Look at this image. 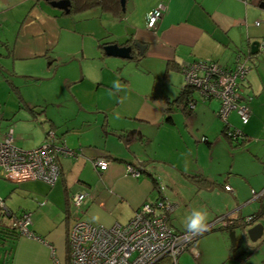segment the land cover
Instances as JSON below:
<instances>
[{
    "label": "crops",
    "instance_id": "0c3cea01",
    "mask_svg": "<svg viewBox=\"0 0 264 264\" xmlns=\"http://www.w3.org/2000/svg\"><path fill=\"white\" fill-rule=\"evenodd\" d=\"M158 4L167 8L156 26L148 28V12ZM107 14L106 19L107 15L87 17L77 24L70 12L52 7L49 0H0L2 77L48 76L55 67L92 54L86 46L90 43L100 56L97 73L89 78L95 98L79 90L75 94L78 104L97 111L96 126L67 121L60 128L49 121L45 110L28 106L45 117L39 143L24 148L20 143L27 140L22 139L15 145L35 148L52 128L56 144L73 154L58 153L60 175L53 184L38 179L13 183L0 177L18 186L0 182V198L12 212L30 213L29 230L34 235L15 238L13 246L3 250L0 264H60V259L67 264V232L76 218L107 227L125 224L145 201L159 197L173 205L170 223L178 231L196 228L224 212L234 220L233 227H215L198 238L196 253H182L179 264H264L263 254L252 262L254 252L245 261L238 258L234 240L230 244L228 238L240 234L234 226L245 216L255 215L256 223H264V195L253 197V192L264 189V0H125L120 15ZM255 41L258 51L248 58ZM134 42L145 45L143 54L135 48L129 61L103 52L106 44ZM246 57L249 69L242 83L250 117L246 124L235 111L228 118L246 140L231 142L222 134L215 99L205 100L194 92L189 115L170 105L184 87L181 65L204 59L234 67ZM122 99L128 103L122 104ZM111 113L130 119L134 128L127 126L120 134ZM104 124L117 135L107 129L103 133ZM125 135L128 150L121 142ZM97 157L109 160L105 170L93 167ZM129 165L141 174H129ZM79 192L90 196L75 212L70 198ZM0 222L10 224L1 212Z\"/></svg>",
    "mask_w": 264,
    "mask_h": 264
},
{
    "label": "built area",
    "instance_id": "2783aa9c",
    "mask_svg": "<svg viewBox=\"0 0 264 264\" xmlns=\"http://www.w3.org/2000/svg\"><path fill=\"white\" fill-rule=\"evenodd\" d=\"M166 8L165 4H158L148 12V28L156 26ZM248 69L247 57L243 61L238 60L234 67L204 59L193 60L180 67L186 88L193 89L202 99L219 102L216 115L223 123V135L232 142L243 140L245 135L229 122L230 113L235 111L242 124H246L250 117L246 104L249 96L244 93L242 83ZM194 104V99H188L189 108L193 109ZM44 138L35 148L21 149L14 143L12 130H8L0 138V177L13 183L38 179L53 184L60 175L58 153L73 152L65 145H57L55 138L48 132ZM108 164L106 158L97 157L93 160V167L99 171L105 170ZM126 171L134 177L141 174V170L130 165ZM224 189L230 191L231 187L225 185ZM263 195L264 189L259 193L253 192L254 198ZM89 196L87 192L71 196L70 205L75 212L82 210ZM172 209L173 205L159 197L145 201L125 224L114 223L107 227L76 218L67 232V264H179L182 253H196L195 243L202 235L215 227H228L234 223L225 214L199 227L178 231L170 223ZM0 212L9 218L2 200ZM254 219V215H249L240 222L251 223ZM30 224L29 212H23L10 220V225L20 235L34 236L29 230Z\"/></svg>",
    "mask_w": 264,
    "mask_h": 264
},
{
    "label": "rangeland",
    "instance_id": "374dc122",
    "mask_svg": "<svg viewBox=\"0 0 264 264\" xmlns=\"http://www.w3.org/2000/svg\"><path fill=\"white\" fill-rule=\"evenodd\" d=\"M70 14L72 17H75L77 24L83 23V19L87 17L95 16L96 18H101V15H107L103 16L104 19H106V17H109V14H107L106 11H102L98 7H93L87 10L73 12ZM78 20L80 22H78ZM84 39H86V43L90 42V40H87L89 39V37L86 36L84 37ZM64 44L67 45V40L64 42ZM89 45L92 50V54H89L88 57H86L85 59L78 58L69 60L67 61L66 65H60V67H55V70L52 71L50 75H48L50 77L16 74L14 76L11 75L6 79L5 76L2 77L0 74V138L9 130V128H12L15 133L14 141L19 142V140L21 141L22 139L27 140L25 143L19 142L21 146H24V148H28V146H33L34 144L39 143V131L40 127H42V124L45 123L43 121L45 120V117L42 114L33 113L29 108L30 106H36L38 111L41 109L45 110V112L47 113V118L54 119L56 125L60 126V128L65 127L67 125V121L72 125L82 124L96 126L95 116L98 115L97 111L89 110L87 108L85 109V107L78 104V99L75 95L76 92L79 90L83 91L86 97L95 98L92 97L93 95L90 92V90L94 88V84L90 82L89 78H91L95 73H97L98 61H100V56L97 51V54L93 53L95 50L92 43L87 44L86 46L88 47ZM128 65L129 63L127 62L126 68L128 67ZM25 76H29V78H26ZM30 77H38L42 80H34ZM142 84L143 86L144 84L147 85V83L145 82H142ZM20 95L23 99V102H21L20 100ZM99 99L100 98L91 100H95L94 102H97ZM121 101L122 104L128 103L124 99H122ZM24 103L26 104L25 106ZM102 103L109 105V102L102 101ZM117 105L115 104V107ZM110 119L115 125V128L119 130L120 134V130H125L126 128H128L127 126H133V122L130 119L126 117L123 118L120 114L111 113ZM106 129L107 126L106 124H104L103 133L106 132ZM129 130L131 129H128V131ZM107 131L112 134L114 133L110 129H107ZM114 134L117 135V133ZM44 139V136H42L41 141L43 142ZM0 182H2L4 185H9L11 187H18L17 185L10 184L1 178ZM12 198L15 200V196H13ZM225 214L226 212L222 213L221 215ZM213 220L214 219H212L211 221ZM258 220L259 217H257L252 222V224L256 223ZM252 224L248 225L247 229L252 226ZM214 230L215 229L207 232L202 236V238L204 236L209 235L208 233ZM238 236H228L230 244L231 240H234L233 249L236 250L238 258L245 261L249 259L250 254L254 252L255 254L252 255L253 257H251L249 261L252 262L253 260H255L257 255H264V244L261 246H256V244H253V242L249 241L250 245L252 246V252L251 250L246 249L244 243L242 244L243 237L241 232ZM3 242L4 241L0 237V263L2 262L1 257H3L4 255L3 250L5 248L8 249V242L5 241L4 245L1 244ZM12 246L13 242L11 243L10 248ZM59 262L60 264H66L65 259L64 261L60 259Z\"/></svg>",
    "mask_w": 264,
    "mask_h": 264
},
{
    "label": "water",
    "instance_id": "95a60500",
    "mask_svg": "<svg viewBox=\"0 0 264 264\" xmlns=\"http://www.w3.org/2000/svg\"><path fill=\"white\" fill-rule=\"evenodd\" d=\"M124 3H125V0H121L122 9L124 8ZM49 4L54 8L64 11L65 13L70 12V0H50ZM144 46L145 45H142L139 42H134L129 45L127 43H124L123 45L111 43V44H106L103 46V52L108 57H117V58L132 60L135 57L134 56L135 48L139 49V54L141 55L143 54ZM258 47H259V43L256 41L253 42L251 44L250 51L246 55L248 56V55L255 54L258 51ZM239 56H241V54H239ZM239 56L237 58H239ZM31 78L41 79L38 77H31ZM50 120H52V123L56 125L54 119H49V121ZM47 132L52 134L55 140L57 139V134L52 128H48L46 133ZM127 141H128V137L126 135L121 137L122 145L124 146L126 150H128ZM139 164L143 165V163L141 162ZM251 224L252 222L251 223L240 222V224L234 227L238 228L239 231L241 230L240 232L242 233V237H243L242 244L244 243L246 249L251 250L253 252V250L251 249L252 246L250 245L249 241L253 242V244H256V246H261L264 244V223L258 222L247 229V226ZM228 227H233V225L228 226Z\"/></svg>",
    "mask_w": 264,
    "mask_h": 264
},
{
    "label": "trees",
    "instance_id": "16d2710c",
    "mask_svg": "<svg viewBox=\"0 0 264 264\" xmlns=\"http://www.w3.org/2000/svg\"><path fill=\"white\" fill-rule=\"evenodd\" d=\"M93 7H98L103 11L111 12L117 15H120L122 12L121 0H70V13L80 12V11L87 10ZM102 45L103 44H99V47ZM194 92L195 91L193 89L188 88V87L186 88L184 86L178 98H176V100L171 101L170 105L175 104L176 106L174 108H180L181 111H183L186 115H189L192 109L188 107L187 102H188V99L192 98V94ZM20 100H22L21 95H20ZM168 120H170V117H168ZM223 130H224V126H223ZM223 130H222V134H223ZM244 140H246V137L241 141H244ZM153 182L157 185V182L155 179H153ZM5 208L9 213V218H7L9 222L12 218L14 217L17 218L24 212L23 211L17 214L9 210L6 206ZM255 218H257V216H255ZM19 235L20 233L18 232V230L12 227V225L10 224L8 225L7 223L5 224L3 222L2 223L0 222V237L2 240H5L6 242H8V246H10L11 243L14 241V239L17 238Z\"/></svg>",
    "mask_w": 264,
    "mask_h": 264
},
{
    "label": "flooded vegetation",
    "instance_id": "af4514ba",
    "mask_svg": "<svg viewBox=\"0 0 264 264\" xmlns=\"http://www.w3.org/2000/svg\"><path fill=\"white\" fill-rule=\"evenodd\" d=\"M50 1V0H49Z\"/></svg>",
    "mask_w": 264,
    "mask_h": 264
}]
</instances>
